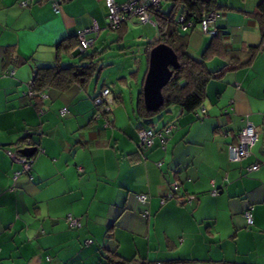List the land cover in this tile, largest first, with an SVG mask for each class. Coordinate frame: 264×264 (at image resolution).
<instances>
[{
    "label": "crops",
    "instance_id": "crops-1",
    "mask_svg": "<svg viewBox=\"0 0 264 264\" xmlns=\"http://www.w3.org/2000/svg\"><path fill=\"white\" fill-rule=\"evenodd\" d=\"M105 1L64 0L56 12L53 0H0V264H264V34L253 15L261 0H216L222 7L209 33L197 24L179 30L195 58L217 30L215 47L258 49L247 66L207 84L196 113L171 108L158 117L160 132L171 130L148 148L126 108L112 109L122 99L111 89L108 111L98 115L93 100L104 84L93 96L91 82L50 90L41 100L24 95L35 68L71 56L77 46L66 49L78 32L87 31L90 47L109 36ZM168 2L161 13H169ZM158 18L147 23L157 38ZM137 22L130 18L112 31L115 41ZM149 52L144 47V74ZM228 63L212 56L206 68ZM247 123L256 130L255 144L231 162L227 148ZM25 137L39 148L29 173L9 155L34 146ZM253 165L258 168L250 171ZM141 194L144 204L137 201ZM68 215L81 228H69Z\"/></svg>",
    "mask_w": 264,
    "mask_h": 264
},
{
    "label": "trees",
    "instance_id": "trees-1",
    "mask_svg": "<svg viewBox=\"0 0 264 264\" xmlns=\"http://www.w3.org/2000/svg\"><path fill=\"white\" fill-rule=\"evenodd\" d=\"M168 1L171 4L169 13H161L160 7L152 12V16L154 15L155 17H159V24H157L156 21L154 22L155 25L158 26L159 36L156 41L148 43L145 46V51L148 54L154 46L158 44H165L176 54L179 62V68L173 71L169 82L162 89L163 104L157 111L151 112L144 108L142 100V85L144 77L142 78L139 85L137 103L135 107L137 133L141 130H152L154 133L160 132L154 131L155 128L153 125H155V120H157V118L161 115L168 113L171 108H178L186 114L196 113L197 110L201 108L205 99V89L207 84L212 80L220 79V77H222L225 73L240 70L247 66L252 56L258 49L256 46H242L239 49L233 50L225 49L223 46L215 47L214 38L218 33H221L217 30L214 34H212L213 39L211 44H209L207 50H205L201 57L195 58L191 56L187 51V36L181 35L179 30L182 26L199 25L202 18L207 13H217L216 11L222 6H220L216 0ZM176 13L177 15H175ZM253 15L257 19L260 29L264 34V0L260 1L256 10L253 12ZM181 18L182 21L180 22L179 19ZM76 46H78L77 37L74 42L68 46L66 52L69 53V51L73 50ZM85 52L86 50L81 52L78 56V63H68L66 66L62 67L59 60H57V63L51 67L35 68L33 70L32 78L28 84V90L32 93V95L29 96V91H27L24 94L25 97L29 100H41L43 96H48V92L50 90L70 92L73 89L87 88L86 86L89 85L94 75L102 71L106 66L102 65L101 56L103 54L101 52L96 51L90 54H85ZM212 56L226 58L230 63L224 65L219 70L210 71L206 68V63L207 61H210ZM104 87L110 90V88L105 84L102 88L103 90ZM100 94L101 92L94 98L93 102L100 96ZM37 110L39 109L37 108ZM103 114L104 113H101L100 115L103 116ZM29 136L30 134L28 133L26 137L28 138ZM26 137L23 142L26 141ZM27 143L34 145L37 148V152L39 151L38 144L36 142L30 143L28 141ZM36 153L30 158H24L26 162L32 163ZM29 172L30 169L26 173ZM110 263L111 261L108 260L105 264ZM127 264L130 263L128 262Z\"/></svg>",
    "mask_w": 264,
    "mask_h": 264
},
{
    "label": "built area",
    "instance_id": "built-area-1",
    "mask_svg": "<svg viewBox=\"0 0 264 264\" xmlns=\"http://www.w3.org/2000/svg\"><path fill=\"white\" fill-rule=\"evenodd\" d=\"M64 0H53L52 7L54 11H58L60 3ZM166 0H130L122 6H117L113 0H106L105 5L107 9L106 13V25L110 31H115L119 29V27L128 19L134 18L140 24H147L151 22L152 12L153 10H157L160 5ZM21 6H27L25 1L21 2ZM217 18V13L210 12L207 13L201 20L199 24V29L202 34H207L210 32L211 26L214 24ZM182 21V18L179 19ZM189 25L182 26L183 29H186ZM93 30H97L94 28ZM87 31L78 32L76 37L78 40L77 49L80 52L87 50L91 42L85 39V34ZM29 91V90H28ZM28 95L31 96L32 93L29 91ZM110 90L105 89L102 91L100 96L94 101V104L100 108L98 115L101 113L108 111V105L110 103ZM66 113L65 109H61L59 111L60 116H64ZM202 113L204 111L202 110ZM171 128H166L162 132L154 133L152 130H141L138 131V138L140 141V145L144 148H148L153 144V139L158 136L161 138L163 135H168ZM257 139L256 130L250 124L247 123L242 130L238 133L236 137V143L234 145H230L227 148V156L228 160L234 163L240 162L244 158H246L250 149L255 144ZM11 157L16 161L22 163V173H26L29 171L31 163L26 162V160L19 156L16 153H10ZM258 168V165H253L250 168V171H255ZM20 174V173H18ZM173 189H176V185L173 186ZM211 196L217 195L216 190H213ZM137 201L141 204L146 203L147 197L145 195H138ZM146 214V213H145ZM247 226H251L253 224V217L250 211H247L244 214ZM65 221L69 228L71 229H79L81 227V223L79 219L72 217L71 215L66 216ZM89 243V242H88ZM49 261V258H47Z\"/></svg>",
    "mask_w": 264,
    "mask_h": 264
},
{
    "label": "rangeland",
    "instance_id": "rangeland-1",
    "mask_svg": "<svg viewBox=\"0 0 264 264\" xmlns=\"http://www.w3.org/2000/svg\"><path fill=\"white\" fill-rule=\"evenodd\" d=\"M175 15H177V13ZM132 27H129V32L125 35L122 42L115 41V32L107 29V34L109 36L107 38L102 37L93 47L88 48L85 54L104 51L101 58L102 65L106 66L100 74L94 75L87 94L93 96L94 93L98 92L101 85L105 84L122 99V104L116 103L112 109L114 110L124 106L127 113H129L131 120L136 121V119L132 117V111L136 107L139 91V86L137 87L135 83L136 75L140 73L139 80L142 79L146 69L145 56L143 55L144 47L149 42H154L157 39V36L154 34L155 28L149 26V24L142 25L137 22V24L132 25ZM189 49L191 50V48ZM139 60L141 61L140 66L137 63ZM69 62L78 63L79 58H73L70 55H63L61 63L59 61L62 67L66 66ZM119 78H125L126 84H121L118 80ZM96 82L97 88L94 92L93 88ZM57 119H59V114L57 115ZM154 124L155 126L157 125V130L159 131L163 127V124L160 121L155 120Z\"/></svg>",
    "mask_w": 264,
    "mask_h": 264
},
{
    "label": "water",
    "instance_id": "water-1",
    "mask_svg": "<svg viewBox=\"0 0 264 264\" xmlns=\"http://www.w3.org/2000/svg\"><path fill=\"white\" fill-rule=\"evenodd\" d=\"M81 52L76 48L71 56L78 57ZM179 68L174 51L165 44L154 46L148 56V67L142 85V100L148 111H157L163 104L162 89L169 82L173 71ZM37 152L35 146L20 148L17 153L23 158H30Z\"/></svg>",
    "mask_w": 264,
    "mask_h": 264
}]
</instances>
